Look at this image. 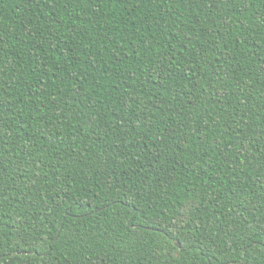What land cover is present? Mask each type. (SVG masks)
<instances>
[{
    "label": "trees",
    "instance_id": "trees-1",
    "mask_svg": "<svg viewBox=\"0 0 264 264\" xmlns=\"http://www.w3.org/2000/svg\"><path fill=\"white\" fill-rule=\"evenodd\" d=\"M0 264H264V0H0Z\"/></svg>",
    "mask_w": 264,
    "mask_h": 264
},
{
    "label": "water",
    "instance_id": "water-1",
    "mask_svg": "<svg viewBox=\"0 0 264 264\" xmlns=\"http://www.w3.org/2000/svg\"><path fill=\"white\" fill-rule=\"evenodd\" d=\"M176 244H177L178 246H180V243H179V242H176Z\"/></svg>",
    "mask_w": 264,
    "mask_h": 264
}]
</instances>
